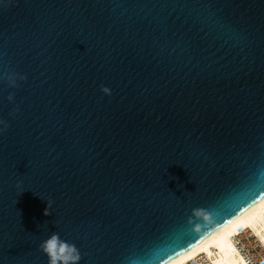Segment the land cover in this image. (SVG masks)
<instances>
[{
	"label": "water",
	"instance_id": "95a60500",
	"mask_svg": "<svg viewBox=\"0 0 264 264\" xmlns=\"http://www.w3.org/2000/svg\"><path fill=\"white\" fill-rule=\"evenodd\" d=\"M0 120V264H169L264 199V0H0Z\"/></svg>",
	"mask_w": 264,
	"mask_h": 264
},
{
	"label": "bare ground",
	"instance_id": "6f19581e",
	"mask_svg": "<svg viewBox=\"0 0 264 264\" xmlns=\"http://www.w3.org/2000/svg\"><path fill=\"white\" fill-rule=\"evenodd\" d=\"M249 232L264 245V199L237 218V222L220 229L202 243L169 264H187L198 256L208 258L213 264H247L236 247L235 236Z\"/></svg>",
	"mask_w": 264,
	"mask_h": 264
},
{
	"label": "clouds",
	"instance_id": "9594fccd",
	"mask_svg": "<svg viewBox=\"0 0 264 264\" xmlns=\"http://www.w3.org/2000/svg\"><path fill=\"white\" fill-rule=\"evenodd\" d=\"M7 79L9 80L12 86H15V77L13 75H8ZM20 79H26V77L21 76ZM102 91L105 94H111V90L108 87H102ZM8 99L11 101L13 99L12 95H9ZM0 124L4 125V128L0 129V132L6 130L8 127L7 123L3 120H0ZM20 185L18 184V187ZM44 214H52V202L48 201V206L45 209ZM192 217L202 218L203 221L211 223L213 218L211 214L205 209L194 208L192 209ZM190 217V219H192ZM40 250L47 255L49 264H79L82 259L80 250L76 247L75 244L68 242L64 239H61L59 233L53 232L49 238L42 241L39 245Z\"/></svg>",
	"mask_w": 264,
	"mask_h": 264
},
{
	"label": "built area",
	"instance_id": "2783aa9c",
	"mask_svg": "<svg viewBox=\"0 0 264 264\" xmlns=\"http://www.w3.org/2000/svg\"><path fill=\"white\" fill-rule=\"evenodd\" d=\"M236 247L247 264H264V245L249 232H242L235 236ZM187 264H213L208 258L198 256Z\"/></svg>",
	"mask_w": 264,
	"mask_h": 264
},
{
	"label": "snow or ice",
	"instance_id": "6c2138e0",
	"mask_svg": "<svg viewBox=\"0 0 264 264\" xmlns=\"http://www.w3.org/2000/svg\"><path fill=\"white\" fill-rule=\"evenodd\" d=\"M250 191V190H249ZM261 193V192H260ZM260 193H257L256 195L251 196L245 204L240 205L239 207H237L236 209H234L233 214L229 217V216H225L222 218V222H221V228L226 230L228 226L234 224L237 222V218L241 213V210L243 211H248V209L252 208L253 205L256 204L257 202V197L260 195ZM188 249L185 247V251H187ZM177 255H179V252L177 251Z\"/></svg>",
	"mask_w": 264,
	"mask_h": 264
}]
</instances>
